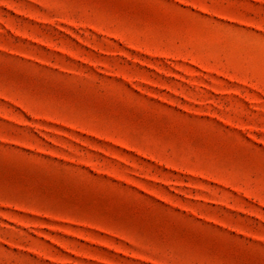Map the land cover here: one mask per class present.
<instances>
[{"label": "rangeland", "instance_id": "obj_1", "mask_svg": "<svg viewBox=\"0 0 264 264\" xmlns=\"http://www.w3.org/2000/svg\"><path fill=\"white\" fill-rule=\"evenodd\" d=\"M0 264H264V0H0Z\"/></svg>", "mask_w": 264, "mask_h": 264}]
</instances>
